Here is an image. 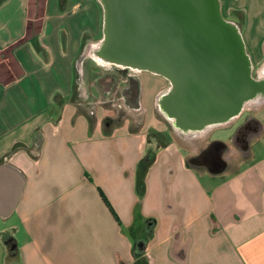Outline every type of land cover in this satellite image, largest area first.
Returning a JSON list of instances; mask_svg holds the SVG:
<instances>
[{
	"label": "crops",
	"instance_id": "0c3cea01",
	"mask_svg": "<svg viewBox=\"0 0 264 264\" xmlns=\"http://www.w3.org/2000/svg\"><path fill=\"white\" fill-rule=\"evenodd\" d=\"M221 13L264 77V0H221ZM101 33L97 0H0V164L24 176L0 264H264V102L245 104L258 123L245 147L234 122H168L173 138L152 116L165 79L142 71L120 88L126 101L135 78L125 103L147 118L115 121L97 62L77 63Z\"/></svg>",
	"mask_w": 264,
	"mask_h": 264
},
{
	"label": "water",
	"instance_id": "95a60500",
	"mask_svg": "<svg viewBox=\"0 0 264 264\" xmlns=\"http://www.w3.org/2000/svg\"><path fill=\"white\" fill-rule=\"evenodd\" d=\"M102 33L86 56L124 72L146 71L167 85L156 96L161 114L186 134L233 122L249 102H264V77L253 74L239 26L221 0H97ZM24 185L13 165L0 164V217L16 207Z\"/></svg>",
	"mask_w": 264,
	"mask_h": 264
},
{
	"label": "rangeland",
	"instance_id": "374dc122",
	"mask_svg": "<svg viewBox=\"0 0 264 264\" xmlns=\"http://www.w3.org/2000/svg\"><path fill=\"white\" fill-rule=\"evenodd\" d=\"M92 69H95L96 73H98L96 84H99L100 86H98V90L96 94L97 99L102 104L101 106L104 107L108 111V114H110L111 119L113 117L114 120L117 121L116 119L118 118L119 119L133 118L135 121H137V120H140L141 118H145V119L147 118V114L144 113L143 110L141 109L134 110V109L129 108L128 105L125 103L126 102L125 99L123 98V96H121L122 88L120 87L125 82L124 79L125 77H127V74L131 73V74H134L135 76L137 75L136 77H138V75L140 74L139 72H135L131 70L124 72L122 69L109 68V67L101 66L98 63L96 65L93 64ZM158 78H162V77H158ZM112 84L116 85L119 89L116 93H114L116 88H114ZM166 84H167V81L166 80L163 81L164 86L162 88L160 87L161 88L160 91L166 86ZM108 86L113 87V90L111 93L104 95L103 93L106 92L105 90L108 88ZM245 115H251V112L244 110L241 115V118L235 121L234 123H232L231 127H236V125L239 124V122L244 118ZM152 116L160 119L166 125L167 133L169 135H171L173 138L176 137L167 119H165V117L161 114L157 106L155 107V110L153 111ZM219 131L220 129L216 130V132L214 133L219 134L220 133Z\"/></svg>",
	"mask_w": 264,
	"mask_h": 264
},
{
	"label": "flooded vegetation",
	"instance_id": "af4514ba",
	"mask_svg": "<svg viewBox=\"0 0 264 264\" xmlns=\"http://www.w3.org/2000/svg\"><path fill=\"white\" fill-rule=\"evenodd\" d=\"M124 92L125 94H127L126 101L128 103L132 101H136V98L139 93V84L134 77L133 78L130 77L129 85ZM242 113L233 122L239 120L241 118ZM257 127H258V123L254 121V119L251 116L249 115L244 116V118L239 122V124L236 125L234 131V136L237 137L239 146L245 147L248 137L257 130Z\"/></svg>",
	"mask_w": 264,
	"mask_h": 264
},
{
	"label": "trees",
	"instance_id": "16d2710c",
	"mask_svg": "<svg viewBox=\"0 0 264 264\" xmlns=\"http://www.w3.org/2000/svg\"><path fill=\"white\" fill-rule=\"evenodd\" d=\"M5 241L9 247H11L14 244V238H12L11 236H6Z\"/></svg>",
	"mask_w": 264,
	"mask_h": 264
}]
</instances>
